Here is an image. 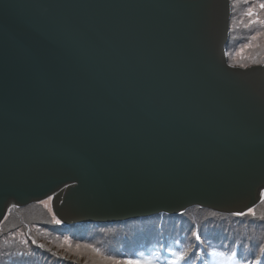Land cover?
Segmentation results:
<instances>
[{"label": "water", "instance_id": "95a60500", "mask_svg": "<svg viewBox=\"0 0 264 264\" xmlns=\"http://www.w3.org/2000/svg\"><path fill=\"white\" fill-rule=\"evenodd\" d=\"M230 0H0V225L254 208L264 66L226 60Z\"/></svg>", "mask_w": 264, "mask_h": 264}, {"label": "trees", "instance_id": "16d2710c", "mask_svg": "<svg viewBox=\"0 0 264 264\" xmlns=\"http://www.w3.org/2000/svg\"><path fill=\"white\" fill-rule=\"evenodd\" d=\"M230 2L232 20H230L231 31L229 43L226 47V54L229 65L236 67L241 66V61L236 60L234 54L242 45L252 41V37H256L255 40L258 37L259 28L257 22L252 25L253 23H250V21L257 20V18L264 20V10L260 9L258 6L262 0H230ZM249 8H254V14L252 16L246 14ZM255 9H258V14ZM237 22L239 28L234 24ZM232 42L236 44L231 46ZM32 205H35L34 212H36L37 215H42L39 221L40 224H42V227H45L44 230L49 231L52 236L56 235L63 238L67 234V236L75 242L85 240L96 242L97 237L100 236L99 231L108 232V236H113L115 240V254H110V256L114 258L124 259V255L127 253L135 257L136 253H143V250H146V253L150 255L153 252L147 250L149 245L171 246L174 248L175 245L181 244L188 246V248L194 245L199 247L202 244H196V239L193 235L195 232L201 237L204 246H207L205 243L211 246L215 245V243L211 242L209 239L210 236H225L226 240L224 242L230 243V247L235 246L236 250L242 256L248 257L249 260H251L259 253L260 255L262 254L261 261L264 262V252L260 251V249L264 247V219H261L264 218V198L258 206L254 208L255 219L251 215L244 217H227L208 210L191 208L183 214L176 216L163 215L160 217L156 216L118 223H79L68 226L57 225L53 219V216H55L53 212H45L40 203ZM14 209L15 208H12L9 214L13 213L15 211ZM45 213L49 214L48 217ZM202 213L205 214L206 217L200 220L199 216H201ZM6 218L5 221H9L10 227L7 231L9 232L8 234L6 232L0 235V264H41L38 262L37 258L28 257V247L36 249L33 244L17 242L20 240V233H15L20 228L17 217L12 214V217L8 216ZM48 218H52V220ZM55 219L57 218L55 217ZM226 223H228V227ZM169 232H174L175 236L167 238L166 235ZM177 235H180L181 240L178 241L174 238ZM33 236L35 241L47 244L50 249L57 248L56 244L54 245V241L51 242L48 240L47 234L45 235L42 233V235L35 234ZM53 238L55 239V237ZM2 242L6 243V245L3 246ZM19 247H21V249H18ZM43 254L44 256L46 255L45 252H43ZM47 256L49 257L50 255ZM241 260L244 261L243 258ZM93 261L92 259L90 263L87 261L84 264H96ZM55 263L62 264L61 261H56Z\"/></svg>", "mask_w": 264, "mask_h": 264}, {"label": "rangeland", "instance_id": "374dc122", "mask_svg": "<svg viewBox=\"0 0 264 264\" xmlns=\"http://www.w3.org/2000/svg\"><path fill=\"white\" fill-rule=\"evenodd\" d=\"M256 13L258 14V9H255ZM261 16V15H260ZM258 20H262L260 18H257ZM232 20V19H231ZM237 28L238 22L234 23ZM253 23L252 25H254ZM259 33L257 39H253L247 44L244 45H250L247 48L243 49V52L241 53L240 50L243 48L244 45H242L239 50L234 54V58L236 60H240V65L242 66H236V68L239 67H252V66H263L264 62V26L263 24L257 22ZM235 27V28H236ZM235 42H232L231 46L235 45ZM239 53V54H238ZM264 197L261 196L262 201ZM52 197L47 198L40 202V205L45 212H52ZM46 202V204L44 203ZM259 202V203H260ZM35 205H29L23 208H17L15 207V211L13 213H10L6 217H12L15 215L19 221L20 228L15 233H20V240L17 242L24 244H33V246L36 249H33L32 247H28L29 251V258H37L38 262L41 264H57L56 261H61L62 264H84L87 261L90 263V261L93 259L94 263L96 264H111V261H124L127 259H121V258H114L111 257L110 254H115V240L113 236H108V232L99 231V235L95 241H80L75 242L73 239H71L69 236L65 235L63 238H60L58 236H52L49 231L44 230L42 227V224H40V217L42 215H37L34 208ZM43 213V212H42ZM48 217L49 214L45 213ZM200 220L202 218H205V214L202 213L201 216H199ZM228 217V216H227ZM7 219V218H6ZM49 220H52V218H48ZM223 220V219H219ZM225 220V219H224ZM9 221H5L0 226V235L5 234L10 224ZM228 227V223H226ZM158 226V225H157ZM187 231V230H186ZM9 232H7L8 234ZM47 234L48 240L51 242L54 241V245L56 244L57 248L48 247L47 244L42 242H37L34 239L35 234L42 235ZM6 234V235H7ZM18 236V235H16ZM15 237V236H14ZM55 237V239L53 238ZM1 238V237H0ZM13 238V237H12ZM30 238V239H29ZM176 240H181L180 235H177L174 237ZM35 241V243H33ZM16 243V242H15ZM2 245H6V243L2 242ZM42 245V247H40ZM18 249H21L19 247ZM93 249L99 250V254H97L96 251H93ZM45 252V256L43 254ZM47 255H50L49 257ZM218 263L220 264H233L232 261L227 259H219V257L215 258ZM88 264V263H87Z\"/></svg>", "mask_w": 264, "mask_h": 264}, {"label": "snow or ice", "instance_id": "6c2138e0", "mask_svg": "<svg viewBox=\"0 0 264 264\" xmlns=\"http://www.w3.org/2000/svg\"><path fill=\"white\" fill-rule=\"evenodd\" d=\"M259 8L264 10V0H262V2L259 3ZM247 15L249 16H252L254 14V8H249L247 13ZM256 22H259L261 24H264V20H252L250 21V23H256ZM256 37H252V39H255ZM250 45H244L243 48H241L240 52L242 53L243 52V49L244 48H247L249 47ZM239 54V53H238ZM242 67L244 65H241ZM262 197H264V193L261 194ZM46 204V202H44ZM233 216H237V217H244V216H248V215H251L254 219L256 218L255 217V209L250 207L248 208V210L245 212V211H240V212H234L232 213ZM53 219L55 220V223L57 225L61 224V221L58 220V219H55V216H53ZM261 219H264V218H261ZM193 235L195 236V239H196V242L198 244H202L203 241L201 240V237L197 234V233H193ZM33 243H35V241H33ZM42 247V245L40 246ZM93 251H96L97 254H99V250L97 249H93ZM260 251L264 252V247H262L260 249ZM209 255H212V256H216V255H223L222 253H208ZM237 253L236 252H233L232 255L230 257H228L229 260L231 259H234L236 257ZM173 256L176 257V260H173V261H170L169 264H177V261L178 260H185L187 258V251H181L179 253H173ZM111 264H141V261L139 260H131V259H127V260H124V261H116V260H113L111 261ZM143 264H152V260L150 259H146L145 261H143ZM245 264H260V261L259 260H256V261H246Z\"/></svg>", "mask_w": 264, "mask_h": 264}, {"label": "clouds", "instance_id": "9594fccd", "mask_svg": "<svg viewBox=\"0 0 264 264\" xmlns=\"http://www.w3.org/2000/svg\"><path fill=\"white\" fill-rule=\"evenodd\" d=\"M42 201H43V200H42ZM42 201H40V202H42ZM40 202H38V203H40ZM33 204H37V203H33ZM30 205H32V204H30ZM27 206H29V205H27ZM25 207H26V206H25ZM12 208H15V206H13ZM17 208H19V207H17ZM21 208H23V207H21ZM52 212H53V209H52ZM53 214H54V213H53ZM54 215H55V214H54ZM6 216H7V215H6ZM55 217H56V216H55ZM56 218H57V217H56ZM5 219H6V217H5ZM5 219H4V220H5ZM3 222H4V221H3ZM3 222H2V223H3ZM0 226H1V225H0Z\"/></svg>", "mask_w": 264, "mask_h": 264}, {"label": "bare ground", "instance_id": "6f19581e", "mask_svg": "<svg viewBox=\"0 0 264 264\" xmlns=\"http://www.w3.org/2000/svg\"><path fill=\"white\" fill-rule=\"evenodd\" d=\"M175 233L170 234L169 236H173ZM164 236V235H163Z\"/></svg>", "mask_w": 264, "mask_h": 264}]
</instances>
